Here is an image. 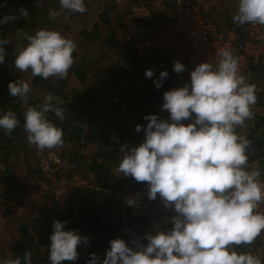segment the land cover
<instances>
[{
    "label": "clouds",
    "instance_id": "1",
    "mask_svg": "<svg viewBox=\"0 0 264 264\" xmlns=\"http://www.w3.org/2000/svg\"><path fill=\"white\" fill-rule=\"evenodd\" d=\"M42 2V0H41ZM60 10L49 9L55 19L61 10L84 13L85 0H59ZM2 6V5H0ZM29 12L21 6L19 16L5 14L0 25L10 20L27 18ZM232 23L238 26H264V0H238ZM27 41L18 46L14 66L30 71L33 77L65 79L74 63L76 42L59 30L39 28L24 34ZM9 40L0 38V64L5 62ZM218 60L197 64L182 86L163 93V110L167 118L147 114L144 139L138 145L120 144L122 154L118 170L137 182H147V197L159 200L174 214L167 218L172 226L144 234L129 242L117 237L109 241L105 256L90 254L86 264H264L259 254L245 250L264 231V180L261 170L249 166L251 141L237 129L254 118L251 110L257 101L256 85L240 71L238 58L227 48L218 50ZM173 70L182 73L185 65L176 60ZM152 78V69H146ZM167 70L159 73L154 86L159 89ZM9 94L25 104L31 91L28 81H9ZM44 103L28 106L23 113L26 139L37 150L63 145V129L49 119L53 113L64 119L61 101L52 92L44 94ZM187 121V122H186ZM20 123L11 109L0 108V130L11 136ZM128 205L138 198H126ZM67 221H53L48 260L50 264L75 261L77 247L89 243L78 230H66ZM0 264H32L31 252L23 257L0 259Z\"/></svg>",
    "mask_w": 264,
    "mask_h": 264
},
{
    "label": "rangeland",
    "instance_id": "2",
    "mask_svg": "<svg viewBox=\"0 0 264 264\" xmlns=\"http://www.w3.org/2000/svg\"><path fill=\"white\" fill-rule=\"evenodd\" d=\"M130 1L132 3H129ZM166 1L168 0H85L86 11L84 13L61 10V14L55 19H52L49 16V9L60 10L59 0H42V2L41 0H36L35 3L37 4L33 9H30V6H32L30 2L25 0H0V5H2L0 6V17L5 14H16L19 16V8L21 6L26 8L29 12L27 18L20 16L19 19L10 20L7 23L2 24L5 26L7 25L10 31L9 47L7 48L5 56L7 63L6 70L8 71L7 76H14V80L11 81H15L17 78L28 81L31 88L29 96L33 95L34 97L39 98L42 103H44V94L47 91L38 92L36 89H32V75L30 71L22 72L15 68L16 73H14L11 64H13L18 46H23L25 43H27V41L24 39L25 33L33 34L35 30L39 28H52L59 30L63 35L73 39L76 42L77 48L73 55L76 62L81 61L83 63H89L94 61V66H96V69H108L107 79H111L114 82V87L108 90L106 92V96L104 97V102L109 103L108 106L102 107L100 104L93 107V109H100L103 114H106L107 116L109 115L107 126L111 125L112 128H109L105 131L107 137L109 138L111 131L117 128L123 131V136L122 133L120 136L121 141L118 143L116 142L117 145L120 146V144L123 143L138 145L144 139V132L143 128L141 131L137 132L135 130V126L137 124L143 126L144 124L139 123L137 118L139 115L145 116L150 114L145 110L143 103L146 101L144 100V97L147 95L150 96L152 93H159V91L165 89V86H167L166 84L168 83L166 80H163L162 86L159 89L154 86V80L158 79L156 78L155 74L159 69L166 68L170 65H168L167 62L164 65H158L156 63L150 64V62H141L137 58L136 53L134 52V54H131L126 46L124 48H119V51H116V49L111 46V44L106 45L103 42V38L101 36H98L97 38H89L86 37V34L90 33L92 29H99V32L106 30L105 33L111 31L116 35V38L122 44H124L123 39H126L125 37L127 36L130 37L135 32L133 30L134 27L131 18L144 16L147 13L150 14L152 13V10L156 9V14H160L157 21H162L161 19L165 18L164 14L166 12L159 9L167 7ZM171 1L173 3V0ZM106 7H108V9ZM34 23L36 24V27L34 26ZM2 25H0V30L1 28L5 27H2ZM150 26L151 25L145 27V29L148 30ZM124 27H127L128 31L124 30ZM126 54L129 55L126 56ZM2 67L3 64H0V68ZM146 69L153 70L154 76L152 78L145 77L144 73ZM136 71H139L141 74L138 76V73H134ZM86 73L87 76L85 82H81L76 74L72 72L67 82V91H70V89L73 88H83L85 84L94 81L98 74L97 71H92V69H88ZM132 74L133 77L130 78V75ZM0 83L2 87H7L9 82L5 83L4 80L1 79ZM120 85L123 87L120 88ZM123 92L126 93L123 94ZM122 95H124V99L121 97ZM125 95L130 97L127 98ZM113 97L114 100L110 102ZM13 98L15 101L17 100L20 102L19 108H23L25 103L19 97ZM87 114L88 113L83 112L81 116V122L85 129H89L94 125V128H96L100 125V121L92 122ZM126 119H133L134 123H131V125L125 124ZM115 125L117 127H114ZM123 137H126L125 142L122 140ZM86 145L87 147L83 146L82 148L86 153L87 160H90L94 154V151L99 147L100 144L99 142L95 141L94 143L92 142L91 144ZM61 153L62 149L59 147L54 149L46 148L43 151L37 150L31 161H25L23 152H15L6 161H3V157L0 155V172L5 171L7 175H15V182H17L14 185L9 186H4L0 182V211L3 216L7 215L11 217V211L6 209L10 201L12 203L17 199L20 200L23 198L25 200H29L32 202L31 205L33 208L31 209L30 213L31 217L25 221L28 228L31 229V232H36L37 229H41L40 227L43 224L48 223L50 218H53L54 213L58 211L64 212L69 206H74L75 208L80 207V202H83V200H81L75 194V191L79 187H77L74 191L67 193L62 192L63 190L61 192L56 191V188L53 187V185L57 186V183H54L56 179L62 177V175H64L66 180L69 181L73 178L72 176L76 174L77 176H80L81 181H85L89 176H91V172L89 170H85L86 168H81L83 170H81L79 174L71 172V167L68 164L67 159L63 160L61 158ZM34 160H36V162L39 161L42 163V168L39 163L38 165L42 170L43 177L37 176V169H35L36 163ZM56 163L62 164L61 172L64 174H59L56 176L55 170L57 167L53 165ZM39 167L38 169H40ZM120 176L121 172H114V183H117V180L121 178ZM38 180H45L52 186H50L47 192H40L36 187V182ZM93 180L94 176L92 175V179L90 180L91 183H83L80 185V187L93 188L95 186ZM109 192L106 191L101 193L100 197L111 201L114 200L115 206L119 204L115 208L120 207L123 209L119 195L117 197H113ZM56 197L58 200H56ZM150 201L152 202L153 200L148 199L145 201L147 205V211L143 212L145 214L151 212L154 208L150 204ZM84 202L88 203V201ZM159 209L160 210H153L154 213L159 211L155 223L156 225L159 224L162 230H165L164 222L167 220V217L169 215H173L174 212L171 209H165L164 206L162 207V205H160ZM259 209L264 211V201L260 203ZM2 227L3 228L0 229V259L11 257L8 247L10 241H12V239L15 237V230H13L12 226L10 225H8L6 228V221ZM131 239H133L132 235L131 237H126L127 242H129ZM256 239V243L260 242L259 236ZM256 243L253 245H256ZM82 246L85 248L83 251L77 250L79 256L75 261H65L61 262V264L84 263V259L90 256V254H88L89 249L87 246ZM44 251L45 250L43 249V252ZM90 252L95 253L99 258L101 256L100 251L95 248L93 250L91 249ZM48 256L49 252H44V257L40 264H50Z\"/></svg>",
    "mask_w": 264,
    "mask_h": 264
},
{
    "label": "trees",
    "instance_id": "3",
    "mask_svg": "<svg viewBox=\"0 0 264 264\" xmlns=\"http://www.w3.org/2000/svg\"><path fill=\"white\" fill-rule=\"evenodd\" d=\"M25 1L30 2V4L32 5L30 6V9L36 7V0ZM129 3L132 2L130 1ZM106 8L108 9V7ZM151 12L152 16L150 17L144 16L138 19H131L134 27L133 30L135 32L133 31L134 33L130 36V40L146 36L147 32L145 30V27L150 25L151 19H153L156 15L155 10H152ZM3 26L5 25H2V27ZM34 26L36 27L35 23ZM124 30L128 31V28L124 27ZM105 32L106 30L99 32V29H92L90 33L86 34V37L97 38L98 36H101L103 38V42L106 45L111 44V46H113L116 51H119V48H124L126 46V48L131 53L135 52L130 43V40L123 39L124 44H122L116 38V35L113 32ZM238 33V40H241L246 36L245 30H241ZM9 37L10 31L8 29V26L6 25L0 30V38L9 40ZM8 47L9 44L5 45L6 52ZM11 67L13 68V72L16 73V67L14 66V63L11 64ZM95 67L96 66H94V61L83 63L81 61L76 62L74 60L73 65L69 69V75L65 79H56L55 77L42 79L39 76H32V89H36L38 92H52L53 95L62 102L60 106L64 109L65 113L63 120L56 117L51 112L48 113L49 119H51L54 123H56L63 129L64 143L63 145L59 146V148L62 149L61 158L63 160L67 159L69 163H75V168H77L76 170L81 171L83 170L81 168H86L85 170L93 172V182L95 186L93 188L79 187L75 191V194L77 197L83 200V202H80V207L75 208L74 206H69L64 212L58 211L54 213L53 218H50L48 220V223L43 224L40 227L41 229H38L36 232H31V229L28 228L25 221L26 219L31 217L30 214L24 218H20L12 212V214H10L11 217L6 215V228L8 227V225H10L12 226L13 230H15V237L14 239H12V241H10L8 247L11 253V257L13 258H15L16 256H20L22 258L24 252L29 251L31 252L32 264H40V262H42L43 260L44 252H49L48 246L51 243L49 237L52 232L53 221L56 219L67 221V223L65 224L66 230L75 229L78 230L81 235L87 236L89 238V243L91 244L89 246L90 250H93L95 248L100 251V259L104 258L106 249L110 247L109 241L111 239L120 237L126 241L127 236L131 237V235H140L141 241L143 243H147V241L143 239L144 234L149 231H155V221L159 211L157 213H154V211L160 210V205H162L163 207V204L159 200V197L152 202L150 201V204L152 205V207H154V211L152 210L147 214L143 212L139 214L134 213L133 209L130 207L123 206V209H121L120 207H118L119 209L115 208L119 204L115 206L114 200L111 201L106 198L103 199V197H100V194L106 191H110L109 193L113 197H117L118 192H147V182H137L131 176H123L121 173V178L117 180V183H114V172H120L118 170V163L121 158V154L119 152L120 146L110 141L105 134V127L107 126L108 119H106L105 115L100 111V109H93L95 105L105 104L104 94L107 88H109L114 83L111 79H107L108 70H98ZM6 68L7 63L5 59L3 67L0 68V82L1 79L4 80L5 83L14 80L13 75L7 76L8 71L6 70ZM252 68L253 66H251L250 75H252L253 70L256 73L260 72L262 73L260 75H263L264 64L255 65L253 70ZM88 69L97 71L98 74L95 80L85 84L81 89L73 88L70 89V91H67V82L71 73L74 72L81 82H85L87 76L86 72ZM133 74L131 78L133 77ZM139 74L141 73H139L138 71V75ZM156 95V93H152V96H150L153 98V100H155ZM148 98L150 99V97ZM148 102L150 103V101ZM19 104L20 102L17 100L15 101L13 96L9 94L8 87H2L0 83V108L4 110L11 109L17 114V117L20 121L17 127L12 131L11 136L5 135L2 130L0 131V155L3 157V161L9 159L15 152H23L25 161H31L32 157L37 152V148L35 147V145H30L26 139V132L23 128V113L28 106H37L43 103L39 98L31 95L28 98L27 104H25L23 108L20 109ZM83 112L88 113L87 115L89 119L92 120V122L100 121V125L96 128H94V125L89 130L85 129L81 122V116ZM138 121L139 123L145 125L147 123V121L144 119V115H139ZM248 121L250 123L253 122L252 128H250L247 132V135H245L251 141V145L249 148V166L252 167V162H254V165L258 164L262 173L261 179L264 180V157H262L264 156V153L261 152V147L264 144V130H259V128L264 124V116H255V118ZM119 131L120 133H122L121 130ZM95 141L99 142L100 145L94 151L92 158L90 160H87L86 153L82 147H87L86 144H91ZM82 142H84L85 144ZM255 160L257 162H255ZM34 161L36 163L35 169H37V176L43 177L42 170L38 165L39 161ZM53 165L57 167L55 170L56 176H58L59 174H64L61 172L62 164L56 163ZM38 167L40 169H38ZM15 178V175H7L5 171L0 172V182L4 186L14 185L15 183H17L15 182ZM84 201H88V203ZM168 217H170V215ZM164 225L165 230L171 228L172 226L167 222V220H165ZM256 240L257 239H255L251 245L255 244ZM249 246L250 245H244L239 247H243L246 250ZM43 249L45 250L44 252ZM89 259L90 256H88L82 264H86Z\"/></svg>",
    "mask_w": 264,
    "mask_h": 264
},
{
    "label": "built area",
    "instance_id": "4",
    "mask_svg": "<svg viewBox=\"0 0 264 264\" xmlns=\"http://www.w3.org/2000/svg\"><path fill=\"white\" fill-rule=\"evenodd\" d=\"M225 0H173L176 5V15L173 19L166 21L161 27H150L147 35L142 38L131 39L132 47L137 58L144 63L162 62L166 60L173 65L179 60L185 65V72L190 71L199 63L209 60L215 63L218 60V50L227 48L233 51L238 58L240 71L247 77L251 74V66L264 64V26L246 24L244 30L246 36L238 40L239 33L233 26L227 24L221 26L216 21V16L221 11V5ZM114 100V97L112 98ZM133 119H126L125 124L131 125ZM247 121L245 122L246 125ZM244 125V126H245ZM243 126V127H244ZM121 133L115 128L111 131L109 140L118 143L121 141ZM41 168L42 163L39 162ZM79 174V173H78ZM89 176L81 181L80 176L73 175L71 180H66L64 175L57 178L53 187L58 192L70 193L81 184L91 183ZM36 187L40 192H47L52 186L45 180H38ZM60 188V189H59ZM121 204L130 207L134 213L147 211L145 201L148 200L147 192H118ZM138 198V203L128 205L126 198ZM56 200L57 197H56ZM31 201L20 199L9 202L7 209L20 218L31 213L33 208ZM6 221L0 211V229ZM38 230V229H37ZM36 230V231H37ZM140 238V235H133L132 238ZM260 242L250 245L246 250L253 251L264 258V231L259 235Z\"/></svg>",
    "mask_w": 264,
    "mask_h": 264
},
{
    "label": "crops",
    "instance_id": "5",
    "mask_svg": "<svg viewBox=\"0 0 264 264\" xmlns=\"http://www.w3.org/2000/svg\"><path fill=\"white\" fill-rule=\"evenodd\" d=\"M167 2V4H166V6L167 7H165V8H160L159 10H164L166 13L164 14V16H165V18L164 19H161L162 21H157L158 20V16L160 15H158V13L154 16V18L153 19H151V23H150V27H155V28H159V27H161L166 21H168V20H170V19H173L174 17H175V15H176V12H177V9H176V5H175V3H172V1L171 0H168V1H166ZM237 2H238V0H225L223 3H222V5H221V11L218 13V15L216 16V21L221 25V26H223V25H225V24H227L228 26H233L234 28H235V30L237 31V32H240L241 30H244V27H245V25H241V26H238V25H235V24H233L232 23V16H233V14L235 13V11H236V9H237ZM154 10H156V9H154ZM158 10V9H157ZM145 17H150V16H152L151 15V13L150 14H146V15H144ZM144 16H139V17H137V18H131V19H138V18H140V17H144ZM149 26V25H148ZM147 26V27H148ZM146 30V29H145ZM146 32H147V30H146ZM147 35V34H146ZM144 37V36H143ZM129 51V50H128ZM133 54H134V52H132ZM131 53V54H132ZM129 55V54H128ZM127 54H126V56H128ZM164 62V63H163ZM167 61L166 60H163L161 63L160 62H156V61H154V62H151L150 64H153V63H156V64H158V65H164L165 63H166ZM167 64L168 65H170V66H168V67H166V68H163V69H159L158 71H157V73L155 74V76H156V78H159V73L161 72V71H163V70H167V72L169 73V75L166 77V78H164V80H166V82H168L166 85L167 86H165V89L164 90H161V91H159V93H156L157 95L155 96L156 97V99L155 100H153V98L151 97L152 96V94H151V96H145L144 98V100L146 101V102H144L143 104H144V107H145V110L146 111H148L150 114H153V113H155V114H158L161 118H167V116H168V113H167V111L166 110H163L162 109V107H161V105H162V103H163V93L165 92V91H167V90H170L171 88H173V87H179V86H182L185 82H187L189 79H190V76H189V74L188 73H186V72H182V73H176L174 70H173V66L169 63V62H167ZM253 68H254V66H253ZM253 68H252V70H253ZM106 70H108L107 68H106ZM134 73H138V71H136V72H134ZM260 74H262V73H256L254 70H253V72H252V75H250V76H248L247 77V79H248V81L249 82H251V83H254L255 85H256V95H257V101H256V103L252 106V111L255 113V115H254V118H255V116H260V117H263L264 116V76L263 75H260ZM138 75V74H137ZM136 75V76H137ZM140 75V74H139ZM138 75V76H139ZM131 76L132 75H130V78H131ZM114 83V82H113ZM112 87H114V84L113 85H111L109 88H107V90H106V92L108 91V90H110V89H112ZM123 86L122 85H120V88H122ZM119 88V89H120ZM121 90V89H120ZM106 92H105V94H104V97L106 96ZM126 92H123V94H125ZM127 98H129L130 96H128V95H125ZM123 99H124V95H122L121 96ZM148 97H151L150 99L148 98ZM126 99V98H125ZM148 99V100H147ZM113 101V99L110 101V102H112ZM148 101H150V103L148 102ZM105 104L104 105H102V107L103 106H108V102H104ZM260 114V115H259ZM105 115V117H106V119H108V116L106 115V114H104ZM137 120H138V118H137ZM187 122V121H186ZM133 124V123H132ZM145 125V124H144ZM252 126H253V122H249L248 120H247V123H246V125L244 126V127H241V128H238L237 129V131L240 133V134H242V135H247V132L249 131V129L250 128H252ZM114 127H117L116 125L114 126ZM92 127H90L89 129H91ZM109 128H112V126L110 125V126H106L105 127V130H108ZM88 129V130H89ZM259 130L260 131H263L264 130V124H263V126H261L260 128H259ZM258 130V131H259ZM123 132V131H122ZM246 134H245V133ZM122 136H123V133H122ZM264 136V135H263ZM122 140H124V142L126 141V137H123L122 138ZM261 152L262 153H264V144H263V146L261 147ZM262 157H264V156H262ZM255 162H257L256 160H255ZM68 164L70 165V167H71V172H73V173H79V171L80 170H76L77 168H75L76 167V164L75 163H69L68 162ZM251 166L253 167H258L259 168V165L258 164H256V165H254V162H252V164H251ZM92 174H93V172H91ZM91 244L90 243H88V244H86V246H87V248L89 249L88 250V254H91V250H90V246ZM82 247V248H81ZM80 248V249H79ZM84 246H82V245H79V247L77 248V250H80V251H83L84 250ZM85 260V259H84Z\"/></svg>",
    "mask_w": 264,
    "mask_h": 264
}]
</instances>
